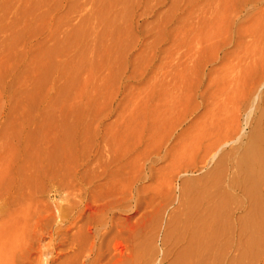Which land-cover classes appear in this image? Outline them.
I'll list each match as a JSON object with an SVG mask.
<instances>
[{"label": "rangeland", "instance_id": "1", "mask_svg": "<svg viewBox=\"0 0 264 264\" xmlns=\"http://www.w3.org/2000/svg\"><path fill=\"white\" fill-rule=\"evenodd\" d=\"M0 264H264V0H0Z\"/></svg>", "mask_w": 264, "mask_h": 264}, {"label": "bare ground", "instance_id": "2", "mask_svg": "<svg viewBox=\"0 0 264 264\" xmlns=\"http://www.w3.org/2000/svg\"><path fill=\"white\" fill-rule=\"evenodd\" d=\"M207 195V191L203 190L200 194V197H196V201L204 199V197ZM199 216L196 217V219H192L189 221L188 224V230L190 231L188 234V242L187 247L191 250L193 249L195 241L196 244H198V247L201 250L207 246L210 240V235L214 233L213 231V225L211 224L210 220V210L207 208L201 209L199 211ZM220 229H217V232Z\"/></svg>", "mask_w": 264, "mask_h": 264}]
</instances>
